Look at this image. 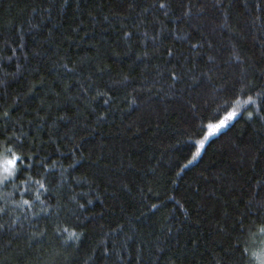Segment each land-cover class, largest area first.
I'll return each instance as SVG.
<instances>
[{
    "label": "snow or ice",
    "instance_id": "snow-or-ice-1",
    "mask_svg": "<svg viewBox=\"0 0 264 264\" xmlns=\"http://www.w3.org/2000/svg\"><path fill=\"white\" fill-rule=\"evenodd\" d=\"M112 3L114 6L109 0H41L31 7L34 16L26 26H0L11 27L14 32L6 38L0 31V89L6 88L9 80L26 79L29 74H35L40 85H45L47 77L40 75L45 71L42 63L50 64L46 71L56 77L51 89L54 103L42 102L33 109L32 120L14 118L15 103L12 108L0 106V238H7L6 244L0 243V255L4 256L0 264H6L13 251L17 264H29L28 257L43 249L50 231L65 249H79L89 239V230L94 231L92 217L97 215L93 205L98 202L104 206L109 199L118 201V191L105 144L90 148L88 137L96 135L113 112L124 111L122 105L129 112L140 110L141 105H146L150 113L155 112L152 88L159 86L156 96L162 98V103L178 104L192 116V133L200 138L192 141L195 152L188 164L200 158L208 142L245 113L247 121L258 124V131H264V51L260 67L242 58L235 43L230 2L112 0ZM245 9L249 11L247 3ZM69 13L76 23L71 32L63 27ZM249 14L251 26L264 33V0H253ZM85 17L88 26L84 24ZM37 19L38 22H33ZM97 28L101 32L114 31L115 47L121 48L125 56L135 57L133 63L139 61L148 74L139 81L132 72H117L113 78V69L105 59L108 51L116 56L120 53L111 45L105 51L97 47L94 57L77 59L63 50V40L70 36L94 39L90 29L94 32ZM226 34L228 43L224 40ZM26 36H31L38 46H29ZM46 45H55L51 55H46ZM162 57H166L162 63L153 62ZM12 65L14 72L8 71ZM105 75L109 76L108 81L103 80ZM118 91L125 94L115 95ZM100 105L102 108H98ZM61 122L66 129L62 135ZM133 127L128 125L127 131L132 132ZM45 129L47 139L39 135ZM50 145H54L53 154L46 151ZM235 148L241 152L239 146ZM239 159L245 161L241 165L244 170H251L248 178L251 182L228 189L235 196V215L227 211L229 203L225 201L223 219L228 222L218 220L216 231L228 240L219 252L212 251L208 264H252L253 259L264 264V250L257 254L242 247L239 236L232 243L229 232L231 228L251 234L253 228H258L264 236V167L256 171L264 164V144H250ZM65 160L71 161L66 167ZM84 162L91 173L75 175ZM188 164L176 175L180 176ZM121 167L126 172L134 165L125 167L121 161ZM238 175L242 179L244 171ZM233 183H239L235 177ZM132 190L128 183L119 182L120 192L131 194ZM169 199L174 200L176 210L187 220L189 210L185 203L175 197ZM239 205H243V211ZM146 207L153 211L161 205L153 203ZM98 215L106 218L104 212ZM139 219L133 216L123 222L119 219L109 222L106 227L99 225V233L92 239L83 264H161L165 256L167 264L178 261L184 264L186 254L169 255L164 247L167 237L161 240L149 233L148 239L142 238L136 227ZM68 221L78 230L60 226ZM162 231L170 235L172 229ZM193 249L189 264H198L197 241L193 242Z\"/></svg>",
    "mask_w": 264,
    "mask_h": 264
},
{
    "label": "trees",
    "instance_id": "trees-1",
    "mask_svg": "<svg viewBox=\"0 0 264 264\" xmlns=\"http://www.w3.org/2000/svg\"><path fill=\"white\" fill-rule=\"evenodd\" d=\"M40 2L41 0H0V26L16 25L18 27L20 24L26 26V22L34 16L30 10L31 7ZM229 2L231 4L228 9L231 13V24L236 33L235 43L239 47L242 58L260 67L261 53L264 51V33H261L258 27L251 26L249 12L253 0H225L226 4ZM246 3L249 11L245 9ZM109 4L114 6L112 0H109ZM217 15H219L218 12ZM33 22H38V19ZM84 24L88 26L87 17L84 18ZM63 27L69 32L72 27H76V23L71 19V13L63 21ZM0 31L6 38L14 35L11 27H0ZM90 32L94 39L85 37L84 40H79L70 36L63 40V50L73 59H77L94 57L97 47L105 51L111 45L116 52L120 53L116 56L108 51L105 59V63L113 69V78H116L117 72H132L136 74L137 81H139L142 75L148 74L145 66L139 61L133 63L135 57L129 58L123 54L121 48L115 47L113 42L116 33L114 31L110 29L107 32H101L97 28L94 32L90 29ZM80 35L83 36V32ZM25 39L29 46L33 48L38 46L31 36H26ZM224 40L228 43V34L225 35ZM46 47L48 48L46 55H51L55 50V45H46ZM164 59L166 57L153 62L162 63ZM35 64L36 61H33V65ZM41 67L45 71H42L40 75L47 77L45 85H40V78L35 74H29L26 79L9 80L7 87L0 89V106L7 105L8 108H12V105L16 104V107L12 109L14 118H22L27 122L33 119V109L39 108L42 102L54 103L51 89L54 87L52 82L56 80V77L46 71L51 67L50 64L42 63ZM8 71L14 72V65L10 66ZM103 80L108 81L109 76L105 75ZM33 85L36 87L33 88ZM158 91L159 86L152 88V104L156 109L155 112L150 113L146 105H141L138 111L129 112L126 106L122 105L124 111L113 112L108 123L101 125L96 135L88 137L90 148H95L98 143L106 146L105 155L112 160L115 172L113 182L118 191V201L109 199L104 206L98 202L93 205L97 213L95 217H92L94 231L89 230V239L84 241L79 249L61 247L50 231L43 249L28 257L29 264H83L92 239L99 233V225L106 227L109 222L114 223L118 219L123 222L133 216L140 217L136 222V227L142 238L148 239L149 233L159 236L161 240L167 237L164 247L169 255L186 254L187 259L184 260V264H189L193 259L191 253L194 251V241L198 242L196 256L198 264H208L212 251L219 252L227 243L228 237L217 234V221L228 222L223 219L225 201L229 203L227 211L235 215L233 212L235 196H232L228 189L239 187L246 181L251 182L248 179L251 170H244L241 167L245 161L240 160L239 156L250 144L256 146L264 144V131H258V124L247 121L245 113L223 130L219 136L212 138L200 158L188 164L195 152L192 141L200 138L199 135L192 133L190 127L192 116L186 108L181 109L178 104H168L167 101L162 103V98L156 96ZM124 94L122 91L115 93L121 97ZM144 95L147 98L148 93L145 92ZM17 98H19L18 102ZM166 104L167 110H165ZM98 108H102V105ZM89 119L92 118L89 117ZM128 125H134L132 132L127 131ZM196 127L198 129L199 125L197 124ZM64 131L66 129L64 123L61 122L60 134L62 135ZM39 135L47 139V129ZM235 146L240 147V153L236 151ZM53 148L54 145H50L46 151L53 154ZM121 161L125 167L128 164L134 167L125 172L121 167ZM70 162V160H65V167ZM185 164H188V167L181 172L180 176H177L176 173L180 172ZM260 167H264V164L257 167V172L260 171ZM91 171L84 162L75 175L82 176ZM241 171H244L242 179L238 175ZM234 177L239 182L235 185ZM121 180L133 187L131 194L119 191ZM196 189H199L198 193ZM109 191L111 192L112 189L110 188ZM170 197H175L185 203L189 210L187 220L176 210L174 200L169 199ZM101 199L104 197L102 196ZM153 203L161 205L159 210L149 211L146 205ZM239 210L243 211V205H239ZM100 212L105 213V219L99 217ZM141 212L144 215H140ZM89 215L91 216V213ZM60 226L70 231L78 230L75 229L72 221L64 222ZM49 227L52 226L49 225ZM169 227L172 229L170 235L162 231ZM229 232L232 243H236V237L239 236L243 241L242 247H248L253 253H261L264 247V236L259 234L258 228H253L251 234H241L239 229L231 228ZM0 243L6 244L7 238H0ZM15 256V251L10 253L6 264H17ZM167 259V256L163 257L161 264H167ZM0 260H4L3 255H0ZM252 264H258V261L253 259Z\"/></svg>",
    "mask_w": 264,
    "mask_h": 264
},
{
    "label": "rangeland",
    "instance_id": "rangeland-1",
    "mask_svg": "<svg viewBox=\"0 0 264 264\" xmlns=\"http://www.w3.org/2000/svg\"><path fill=\"white\" fill-rule=\"evenodd\" d=\"M262 250H264V247H263V249ZM258 264H259V262H258Z\"/></svg>",
    "mask_w": 264,
    "mask_h": 264
}]
</instances>
